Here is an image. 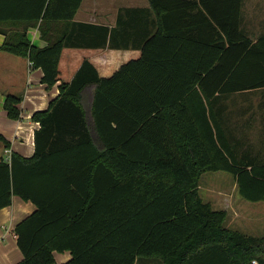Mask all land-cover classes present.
Wrapping results in <instances>:
<instances>
[{
    "label": "trees",
    "instance_id": "16d2710c",
    "mask_svg": "<svg viewBox=\"0 0 264 264\" xmlns=\"http://www.w3.org/2000/svg\"><path fill=\"white\" fill-rule=\"evenodd\" d=\"M83 1L0 0L2 50L27 58L52 88L63 50L79 47ZM240 6L232 0L229 22L204 15L214 32L161 21L142 57L111 78L85 61L56 105L33 116L34 155L0 162V210L14 197L36 207L15 228L17 264H57L64 252L66 264H264V235L227 228L226 213L198 192L203 174L225 171L244 200L264 202V157L239 152L221 104L264 90V35L252 41L240 31ZM36 27L45 48L28 39ZM20 102L7 97L10 119H21Z\"/></svg>",
    "mask_w": 264,
    "mask_h": 264
},
{
    "label": "crops",
    "instance_id": "0c3cea01",
    "mask_svg": "<svg viewBox=\"0 0 264 264\" xmlns=\"http://www.w3.org/2000/svg\"><path fill=\"white\" fill-rule=\"evenodd\" d=\"M231 7L232 0H84L73 27L79 33L74 40L79 47L63 50L58 82L52 88L43 83L42 70L30 67L27 58L2 50L5 36L0 34V136L4 139L0 144L4 151L25 158L34 155L35 133L40 123L32 120L33 116L56 105L61 87L73 81L85 61L94 66L100 78H111L121 67L142 57L145 40L161 30V21L171 31L214 32L204 15L213 25L212 15L226 17L229 22ZM240 31L252 41L264 35V0H241ZM105 32L108 41L103 48L98 44ZM28 39L37 48L48 45L40 38L38 27L28 31ZM88 94H93V89ZM8 96L21 100L18 121L10 119L4 109ZM5 143L10 145L9 149ZM7 157L0 155V162ZM35 209L32 203L14 197L10 207L0 210V264H17L23 259L14 231ZM71 258L70 252L55 253L57 264H66Z\"/></svg>",
    "mask_w": 264,
    "mask_h": 264
},
{
    "label": "rangeland",
    "instance_id": "374dc122",
    "mask_svg": "<svg viewBox=\"0 0 264 264\" xmlns=\"http://www.w3.org/2000/svg\"><path fill=\"white\" fill-rule=\"evenodd\" d=\"M225 122L240 153L264 157V91L231 95L222 99ZM0 144V155L5 158ZM204 203L214 211L225 212V226L248 235H264V202H248L239 193L234 177L225 171L207 172L198 183ZM260 216V217H259ZM137 264H161L157 259L139 260Z\"/></svg>",
    "mask_w": 264,
    "mask_h": 264
},
{
    "label": "built area",
    "instance_id": "2783aa9c",
    "mask_svg": "<svg viewBox=\"0 0 264 264\" xmlns=\"http://www.w3.org/2000/svg\"><path fill=\"white\" fill-rule=\"evenodd\" d=\"M30 67H33V63H31V62H30ZM5 154L8 155L7 159L10 160V156H11L10 152L7 150V151H5ZM253 264H258V263L256 261H254Z\"/></svg>",
    "mask_w": 264,
    "mask_h": 264
}]
</instances>
